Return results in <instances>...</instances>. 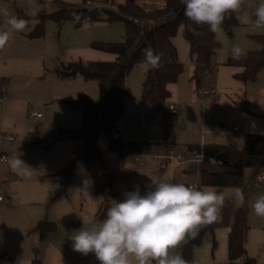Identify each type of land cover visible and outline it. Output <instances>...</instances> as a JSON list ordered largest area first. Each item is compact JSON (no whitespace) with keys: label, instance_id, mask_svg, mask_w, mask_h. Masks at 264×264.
I'll use <instances>...</instances> for the list:
<instances>
[{"label":"rangeland","instance_id":"rangeland-1","mask_svg":"<svg viewBox=\"0 0 264 264\" xmlns=\"http://www.w3.org/2000/svg\"><path fill=\"white\" fill-rule=\"evenodd\" d=\"M65 1L105 4V0ZM137 1L147 8L164 3V0ZM245 4L249 6V17L238 19L232 34L221 26V31L216 33L221 44L210 68L199 77L195 76V60L188 40L181 29L175 35L178 59L184 64V70L170 85L169 100L176 105L173 110L176 115L168 137L159 113L154 112L152 105L142 102L147 72L140 66L132 69L127 79L132 92L120 125L125 139L145 143L144 160L121 156L109 147L106 135H100L99 147L108 167L116 174L114 189L108 196L109 204L112 200L122 201L124 193L134 191L136 185L143 194L151 176L199 183V171L184 170H189L191 162L186 161L175 168V159L164 158L171 149L176 154H184L187 159L192 156L186 147L188 143H225L232 137L242 145L248 133L264 134V69L256 79L245 82L234 75L239 67L226 63L233 45L238 44L243 49L261 48L254 34L264 33V29H254L250 24L254 20L251 15L254 0H245ZM44 7L47 11L56 9L50 1L45 5L41 0H0V23L5 19V12L28 21L25 30L13 32L5 48L0 49V96L2 92L8 96L0 102V135L15 136L12 141L0 139V153L4 150L19 156L34 170L31 177H22L12 172L9 165L0 164V264H33L35 259L40 262L38 264H99L93 253L84 256L73 251L70 237L75 230L101 221L96 214L104 197L95 193L83 156L77 161L74 175L67 183H62L66 175L63 171L73 155L76 141L71 137L53 138L59 127L75 130L87 126L86 106H74L68 100L98 98L99 84L97 79H86L81 74L61 77L57 70L64 64L80 62L101 63L106 68H113L115 55L95 48L93 41L123 40L126 25L123 20H98L76 25L73 20L58 23L48 18L43 36H31L37 23L35 16ZM210 87L217 89L219 103L203 94ZM32 106L42 112L40 120L28 119ZM235 126L239 131H234ZM36 129L38 132L34 136L31 132ZM35 138L53 141L38 143L33 141ZM166 140L171 142L169 147L164 143ZM164 159L168 166L160 173L159 164ZM252 171L248 169L247 174ZM207 187L223 193L225 198L236 188ZM258 194H264L261 177L249 185L248 203ZM42 219L57 223V229L46 237L41 236L39 229ZM249 222L248 257L230 262L229 227L219 225L214 231L209 228L205 231L194 248L193 264H247L248 261L264 264V218L255 216L250 209ZM180 247L178 251L182 255ZM6 255L11 259H5Z\"/></svg>","mask_w":264,"mask_h":264},{"label":"trees","instance_id":"trees-1","mask_svg":"<svg viewBox=\"0 0 264 264\" xmlns=\"http://www.w3.org/2000/svg\"><path fill=\"white\" fill-rule=\"evenodd\" d=\"M50 1L56 5L53 11L44 7L35 16L37 23L31 36L41 37L45 32V21L48 18L62 23L73 20L76 25L98 20H123L126 31L123 40L106 41L94 40L93 46L112 52L115 55L113 68H106L101 63H75L64 64L57 70L61 77H75L78 74L86 79H97L99 84V97L96 99L68 100L74 106H86L88 124L84 129H64L59 127L55 137H71L76 145L70 158L62 183H67L74 175L76 164L80 157H84L87 168L92 176L94 191L102 195L104 200L99 208L96 218L103 220L109 207L108 196L112 193L116 174L108 167L98 141L100 135H106L109 147L121 156L136 157L143 153L144 142L127 140L123 136L120 120L127 111L126 100L131 95V87L127 79L133 68L138 67L143 59L141 50L151 46L155 53H162L160 66L147 71L142 86V102L154 107L159 113L168 137L175 118V111L170 107L172 91L170 85L176 82L184 70V64L178 59V50L174 37L181 29L184 37L190 44L195 60V76L199 77L206 72L212 63L220 41L216 33L209 30L207 25H195L184 16V7L181 0H164L161 6L147 8L137 0H125L115 3L114 0H105V4H72L65 0H41L45 5ZM114 2L113 5L109 3ZM255 19V17H254ZM239 23L236 14L225 15L222 26L230 33ZM193 30L196 33L194 34ZM261 43L259 49H244L246 55L235 60L229 53L227 64L239 67L235 77L245 82L254 80L258 73L264 69V33L254 34ZM231 52V51H230ZM38 129L31 133H35ZM34 142L51 143L35 138ZM169 147L171 142L164 141ZM188 152L195 157L201 155L199 162L200 187L214 186L218 190L224 187H239L245 195L244 206L236 208L230 197L225 198V205L218 222L209 224L199 230L195 239H189L181 245L182 256L193 264L194 248L198 245L205 231L209 228L215 230L219 225L229 227L228 249L230 262L248 257L247 239L251 228L249 222L250 207L247 189L258 177L264 168V134L248 133L242 145L230 137L225 143H188ZM171 160L169 157H164ZM190 158V157H189ZM165 160V161H164ZM159 164V171L163 173L168 166L167 159ZM252 169L250 174L247 170ZM185 171H189L184 169ZM59 174V173H56ZM173 183L192 184L186 180H169ZM41 236L46 237L51 231L57 229L55 221L42 219L39 222ZM40 263L37 259L33 264Z\"/></svg>","mask_w":264,"mask_h":264},{"label":"clouds","instance_id":"clouds-1","mask_svg":"<svg viewBox=\"0 0 264 264\" xmlns=\"http://www.w3.org/2000/svg\"><path fill=\"white\" fill-rule=\"evenodd\" d=\"M184 16L195 25H207L219 33L229 13L237 19L249 17L245 0H181ZM250 21L254 29H264V0H254ZM0 23V49L5 48L13 32H23L28 21L4 13ZM194 34H198L193 30ZM139 66L145 71L160 66L162 53H155L149 45L141 50ZM231 56L240 60L246 51L240 45L231 47ZM12 172L31 177L33 169L19 156L4 158ZM141 194L139 185L124 193L122 201L112 200L106 216L87 228L74 231L70 237L72 250L87 256L93 253L99 264H191L178 251L186 239H195L202 226L218 222L225 205V195L207 186L173 183L159 176H151ZM230 199L242 207L245 195L241 188L233 189ZM252 213L264 218V194L249 203Z\"/></svg>","mask_w":264,"mask_h":264},{"label":"built area","instance_id":"built-area-1","mask_svg":"<svg viewBox=\"0 0 264 264\" xmlns=\"http://www.w3.org/2000/svg\"><path fill=\"white\" fill-rule=\"evenodd\" d=\"M203 94L207 97H212L214 99V101L217 103L220 102L219 100H217V89L215 87H210V88L205 89L203 91ZM6 98H7V94L5 92H2L1 96H0V102ZM170 107L172 109H175L176 105L171 103ZM42 115H43L42 112L35 110V109H32L30 114H29L28 119L30 121H34V120L36 121V120L40 119L42 117ZM234 131H236V132L239 131V128L237 126H235ZM1 138L12 140L15 138V136L13 134H1ZM11 156H13L11 153L1 152L0 153V164L1 163H7L4 158L5 157H11ZM166 157L173 158L176 160V164L174 165L175 168L177 166H179L180 164L185 163L186 161L193 163L194 161L200 162L202 160L201 155H196L195 157H190V158L185 159L184 154H182V153L176 154L173 149H171V153L167 154ZM135 158L140 159L143 162V160H144V149H143V153L140 154V156H136ZM174 167L172 168V171H173ZM260 177L264 181V168L262 169V171L260 173ZM192 184L198 185V183H192ZM0 199H2L1 195H0ZM5 258H9V255H6Z\"/></svg>","mask_w":264,"mask_h":264},{"label":"water","instance_id":"water-1","mask_svg":"<svg viewBox=\"0 0 264 264\" xmlns=\"http://www.w3.org/2000/svg\"><path fill=\"white\" fill-rule=\"evenodd\" d=\"M189 171H190V172H198V171H199V162H198V161H194V162L191 164V166H190V168H189ZM247 264H251V262L248 261Z\"/></svg>","mask_w":264,"mask_h":264},{"label":"crops","instance_id":"crops-1","mask_svg":"<svg viewBox=\"0 0 264 264\" xmlns=\"http://www.w3.org/2000/svg\"><path fill=\"white\" fill-rule=\"evenodd\" d=\"M7 97H8V96H7ZM6 99H7V98H6ZM4 100H5V99H4ZM4 100H3V101H4ZM3 101H1V102H3ZM127 101H128V98H127V100H126V104H127ZM170 103H172V101H170ZM31 108L33 109V106H32ZM126 113H127V111H126ZM42 117H43V115H42ZM42 117H41V118H42ZM41 118H40V119H41ZM40 119H39V120H40ZM0 139H2V140H8V139L1 138V135H0ZM12 140H13V139H12ZM12 140H8V141H12ZM1 152H7V151L2 150ZM8 153H10V152H8ZM11 154H12V153H11ZM12 155H13V154H12ZM1 164H6V165H8L7 163H1ZM171 170H172V168H171ZM9 258L11 259V256H10ZM9 258H5V259H9Z\"/></svg>","mask_w":264,"mask_h":264}]
</instances>
